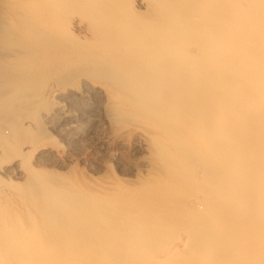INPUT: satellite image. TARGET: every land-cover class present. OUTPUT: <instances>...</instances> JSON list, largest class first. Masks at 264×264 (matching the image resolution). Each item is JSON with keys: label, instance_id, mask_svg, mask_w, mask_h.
I'll return each mask as SVG.
<instances>
[{"label": "bare ground", "instance_id": "6f19581e", "mask_svg": "<svg viewBox=\"0 0 264 264\" xmlns=\"http://www.w3.org/2000/svg\"><path fill=\"white\" fill-rule=\"evenodd\" d=\"M93 96L145 176L25 168L0 264H264V0H0V151Z\"/></svg>", "mask_w": 264, "mask_h": 264}, {"label": "rangeland", "instance_id": "374dc122", "mask_svg": "<svg viewBox=\"0 0 264 264\" xmlns=\"http://www.w3.org/2000/svg\"><path fill=\"white\" fill-rule=\"evenodd\" d=\"M99 102L94 96L87 103L64 99L70 116L48 125L41 142L33 143L26 137L23 141L27 143H22L24 148L19 154L0 151V201L7 211L26 210L15 189L26 181L25 168L85 179L93 185H110L114 181L130 185L145 176L142 164L146 151L133 145V133L114 132L103 118Z\"/></svg>", "mask_w": 264, "mask_h": 264}]
</instances>
